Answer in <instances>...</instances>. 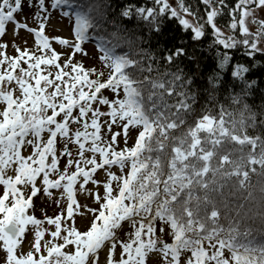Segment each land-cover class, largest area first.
I'll list each match as a JSON object with an SVG mask.
<instances>
[{
  "label": "snow or ice",
  "instance_id": "6c2138e0",
  "mask_svg": "<svg viewBox=\"0 0 264 264\" xmlns=\"http://www.w3.org/2000/svg\"><path fill=\"white\" fill-rule=\"evenodd\" d=\"M69 2L53 0L51 7L55 9ZM201 2L210 8L206 11L205 23L214 30V43L224 49L243 46L249 56L264 52L260 47V42L264 41V21L257 18L258 10L264 9V0H239L231 9L232 22L228 27L230 30L239 28L243 34L240 39L234 31L226 34L215 22L221 9L226 7L224 0ZM155 4L157 8L141 7L136 12L152 20L170 13L185 30L194 33V40L205 35L204 24L184 18L195 15L191 6H185L184 0H178V8H173L168 0H155ZM22 7V0H0V37L6 33V24L15 21L14 14ZM37 7L36 19L40 21L37 29L20 22H16V27L34 32L39 42L36 51L40 54L18 47L19 55L16 57L0 52V103L5 105L0 111V185L5 189L0 196V213L3 214L0 219V249L6 253L4 264H99V254L106 247L109 248L108 264H145L147 255L157 250L166 260L171 258L169 264H181V256L185 252L191 253L186 264H264V243L238 239H246L250 233L240 232L235 225L222 228L218 223L219 210L214 204L210 215L205 208L202 216V203L212 202L207 194L202 200L192 194L195 187L207 190L210 184L217 183L215 177L223 165L233 163L229 155H224L219 166L212 165L217 146L225 139L240 145L251 144L253 150L259 145V158L250 155L249 162L264 169V139L247 135L248 123L243 111L237 121L226 109L221 108L216 116L206 110V114L195 120L194 126L188 127L181 136L170 137L169 133L184 126L187 123L185 117L194 112L195 95L184 90L191 81L186 79L181 68L161 73L151 63L144 67L140 60L132 59L127 52L116 54L119 43H112L101 35L99 47L103 55L100 59L111 69L108 79L104 80L103 72L95 68L86 70L82 61L75 60L76 55L87 54L83 42L89 39V29L103 26L106 20L104 6L84 0L75 12L63 13L75 18L72 41L49 38L44 32L50 16L45 0H38ZM237 12L239 20L235 19ZM131 14V9L122 13L125 17ZM249 23L258 26L255 33L247 26ZM156 30L159 31L158 25ZM110 35L117 42L123 39L118 32ZM52 39H57L71 51L66 55L56 52L52 48ZM4 47L6 45L0 44V48ZM137 55L154 60L144 50ZM183 55L186 51L180 47L169 51L163 59L171 65ZM230 59L227 52L223 53L220 67L227 65ZM22 62H26L28 67H22ZM5 63L7 69L3 68ZM49 68L56 71L51 72ZM129 68L149 74L156 71L157 74L140 80L134 78ZM247 71V67L238 64L232 75L243 79ZM93 76L95 79L91 78ZM254 84L255 81H246L249 88ZM106 90L113 94L112 99L104 96ZM17 91L19 96L15 94ZM166 96L179 99L169 104ZM102 106L109 110L102 111ZM72 125L80 127L73 131ZM113 126L120 131L113 132ZM132 128L142 130L138 132L135 144L129 148L127 140ZM201 133L207 135L202 138ZM121 136L125 147L117 150ZM169 138L174 147L171 158L165 163L160 155L153 157L151 153L163 151L166 147L164 141ZM73 142L78 146L76 159L72 158L69 148ZM58 143L63 145L59 151ZM208 144H211V149L205 147ZM28 147H32L33 152L25 157L22 150ZM86 152L92 156H85ZM97 154L100 160L96 158ZM60 156L67 157L63 171L58 168ZM113 166L120 169L119 175L110 170ZM72 167L75 170L69 172ZM126 167L128 171L125 174ZM105 168L108 169V180L102 184L104 194L101 196L85 186L90 182L99 186L100 182L93 179V174ZM9 170L15 175H8ZM251 170L255 171L254 168ZM209 172L213 179L206 181L204 177ZM50 174L58 178L50 179ZM223 175L242 177L239 180L241 188L246 187L249 180V172L242 170L239 164L232 172ZM78 181L81 182L77 189ZM51 189H62V195L66 194L69 203L55 218L45 217L49 225L55 226V230L49 233L52 238L49 240L44 239L49 231L43 228L44 221L29 214L28 209L34 208L33 198L41 192L52 196ZM77 190L93 197L100 207L78 204L74 197ZM261 192L264 193V188ZM56 203L59 205L60 200ZM75 214L93 216L87 230L81 232L74 226ZM62 219L67 220L63 227ZM125 223L131 226L132 231L128 234V241H121L119 232ZM29 225L34 229V240L31 250L23 253L21 248ZM158 226L161 233L165 227L171 230L169 234L173 243L156 236ZM118 245L122 248V255L117 261L114 253ZM68 248L74 250L67 251ZM225 250L230 257L225 256Z\"/></svg>",
  "mask_w": 264,
  "mask_h": 264
},
{
  "label": "trees",
  "instance_id": "16d2710c",
  "mask_svg": "<svg viewBox=\"0 0 264 264\" xmlns=\"http://www.w3.org/2000/svg\"><path fill=\"white\" fill-rule=\"evenodd\" d=\"M22 2V10L14 14L15 21L17 16L25 11V8L28 11L39 10L37 7L38 0H22ZM83 2L84 0H70L69 4L61 5L54 9L51 7L53 0H45V7L48 9L49 13L58 9L62 12L71 14L75 12L79 4ZM88 2L101 3L104 6L106 20L103 22L102 27L89 29V39L83 43L89 42L100 50L99 36L103 35L106 40H111L112 43H119L120 46L115 49L116 54L127 52L131 55L132 59L140 60L144 67H147L148 64L151 63L152 67L154 69L158 68L161 73L165 71L175 72L177 67H179L183 70L186 79L191 81L184 90L195 95V103L193 104L194 112L185 117L187 123L184 126L169 133L170 137L181 136L182 133L187 131L188 127L194 126L195 120L202 114H206V110L210 111L213 116H216L219 110L223 108L233 113V118L237 121L240 120V113L243 111L246 122L248 123V127L245 129L247 135L252 138L259 136L264 139V52H257L253 56H249L246 54V50L243 46H238L235 49H224L222 45L214 43V30L205 23L206 11L210 10V8H207L201 0H184L185 6H191L195 14L191 18L193 20H199L200 23L204 24L205 35L199 40H194V33L191 30H185L179 23V20L177 18H172L170 13L158 17L157 20H152L151 18L145 19L143 15L136 12V9L141 7L157 8L158 6L155 4V0H88ZM174 2H176L175 5L178 8V0H174ZM224 3L226 7L221 9V14L217 16L215 22L218 26L228 30V26L232 22V16L230 15L231 9L239 3V0H224ZM217 7H219V5H217ZM125 9H131V16L125 17L122 15ZM238 16L237 12L235 18H238ZM70 18L74 19V21H72V33L74 35L75 18L74 16H70ZM10 23L12 22L6 24V30ZM157 25L159 26V31L156 30ZM112 32H118L123 39L119 42L112 40L110 35ZM234 34L238 39L242 38L243 35L237 30L234 31ZM125 41H131L132 43L129 45ZM38 44L39 42L35 44V47H26L22 50H32L39 55L40 53L36 51ZM180 47L185 49L186 55L179 57L171 65L167 64L163 57H165L169 51ZM141 50L150 53L152 57H154V60L149 61L142 55H137ZM55 51L57 52V50ZM225 52L228 53L231 59L227 65L221 68L220 63L223 53ZM18 55L19 52L17 54H6L8 57H16ZM76 61L81 60L76 59ZM103 64V68H97L95 66L85 65L83 62L86 70L95 68L103 72V79L107 80L111 69H109L104 62ZM238 64L248 68V71L244 73L243 79L232 75V72ZM21 66L27 68L28 64L22 62ZM3 68H8L7 63L3 65ZM49 71L55 72L56 69L49 68ZM128 71L133 73L134 78L140 80H143L149 75L154 77L157 74L156 71H153L151 74L148 72L141 73L137 68H129ZM91 78L95 79V76ZM167 79H171V77H167ZM246 81L249 83L255 81V84L249 88L246 86ZM12 87L15 88L16 85L13 84ZM144 87L147 88L148 86ZM15 94L17 96L20 95L19 91ZM121 95H123V93H121ZM144 95L145 97L147 96V91H145ZM104 96L109 99L113 98V94L107 90L104 91ZM165 99L169 104H174L179 98L166 96ZM245 105L247 106L246 108ZM4 107L5 105L0 103V111H3ZM108 110L107 106H102V111L106 112ZM173 111H175V109H173ZM102 119L107 120L108 117H102ZM253 121L255 126H253ZM71 127L74 131L80 126L72 125ZM140 130L142 129H131L130 135L136 132L137 134L130 144H127L129 148L135 144ZM112 131H120V128L113 126ZM200 135L203 138L207 134L201 133ZM108 138L110 139V137ZM118 141L117 150L123 149L125 147L124 137H119ZM164 142L166 147L163 151L160 153L153 152L151 155L153 157L160 155L166 163L172 156L174 143L171 138ZM70 144L76 145L74 142ZM62 147L63 145L58 143V151ZM153 147H155V144ZM205 147L211 149V144ZM29 148H31L33 152V148ZM260 151L261 148L259 145L253 150L251 144L240 145L225 139L221 145L217 146V154L213 158L212 165L213 167L219 166L222 163L221 158L224 155H229V159L233 163L223 165V168L215 177L217 183L210 184L209 189L205 190L200 187H195L192 193L194 197H200L201 200L205 194H207L209 200L212 202L207 205L202 203V216L205 215V208L207 214L210 215L214 204L216 209L219 210L218 223L222 228L228 229L230 226L235 225L239 228L240 232H249L250 235L246 239L244 237L238 238L244 242H246V240H252L255 243H264V193L261 192V188H264V169H262L259 164H250L249 162L250 155L254 154L256 158H259ZM87 153H89L87 157L92 156V153ZM62 157L64 156L59 157L58 168ZM96 158L100 160L98 154ZM238 164L241 165L242 170L249 172V180L244 188H241L239 185V180L242 177H237L235 175L227 177L223 175L225 172H232ZM253 168L255 171L251 170ZM112 169L116 170L117 175L120 174V169L117 166H113ZM125 169L128 168L126 167ZM165 171H167V167H165ZM95 174L96 173L93 174V178ZM56 178L58 177L56 176L55 179ZM204 179L206 181H211L213 179L212 173L209 172ZM80 182L81 181L77 182V186ZM221 184L223 185L222 188L219 187ZM249 193H251V196H249ZM194 203L195 201H193V204ZM32 209L33 208L28 209L29 214H32ZM2 218L3 214L0 213V219ZM129 228L130 230L124 237V240L121 241L129 240L128 234L132 231L131 226H129ZM165 230L166 232L171 231L167 227H165ZM165 230L161 233L158 226L156 236L158 238L159 236L162 237L166 233ZM171 243H173L172 236H170L169 239V244ZM159 246L161 245H158V247ZM183 263L186 264V262Z\"/></svg>",
  "mask_w": 264,
  "mask_h": 264
},
{
  "label": "rangeland",
  "instance_id": "374dc122",
  "mask_svg": "<svg viewBox=\"0 0 264 264\" xmlns=\"http://www.w3.org/2000/svg\"><path fill=\"white\" fill-rule=\"evenodd\" d=\"M168 3L173 8H177L175 5L176 2H174V0H168ZM38 11L39 10L37 11L29 10L28 11L25 8V11L23 13H20L17 16L16 21L8 24L6 33L2 37H0V44H4L6 45V47L0 48V52H3L5 55L6 54H17L18 53L17 47L19 49H24L26 47H35V44L38 42V40L36 39L34 32H30L24 28H17L16 22L26 23L29 28L37 29L40 24V21L36 19V14ZM63 13L64 12L58 9L51 12L49 18L46 21L44 32L49 38H64L70 41L74 39V35L72 33V21H74V19L70 18V16H64ZM41 15L43 16L44 14L42 13ZM238 15H239V12H238ZM184 18L193 20L191 17H188V16H185ZM257 18L259 20L264 21V9L258 10ZM235 19L239 20L240 15L238 16V18H235ZM247 26L250 28L251 32L255 33L257 31L258 26L256 24L249 23ZM221 29L226 34H229L230 32L235 31V30L229 31L230 29L227 30L223 27H221ZM237 31L241 32L239 28L237 29ZM52 47L55 50H57L58 53H63L65 55L71 51L70 48L58 43L57 39H52ZM260 47L264 48V41L260 42ZM83 48L87 54L86 55H76L75 60L80 59L81 61L85 63V65L95 66L97 68H103L102 66H104V64L100 59L103 53L97 47H95L93 44L89 42L83 43ZM136 134L137 132L129 136L128 138L129 140H127V144H130V142L134 139ZM69 148L72 151V158L76 159L77 149H78L77 146L74 144H69ZM31 153H32V149L29 147L26 150H22V155H24L25 157H27ZM87 155H89V153L86 152L85 156ZM66 164H67V157H62L60 160L59 170L63 171ZM74 170H75L74 167L69 168V172L74 171ZM111 171L113 173H116L115 169H112ZM127 171L128 169H125V174L127 173ZM107 172H108L107 168L103 170L98 169L93 179L96 181H99L100 185L98 186L90 182L85 187L87 189H91L93 193L98 192L99 195L103 196L104 188L102 184L106 182V180H108ZM8 175H15V173L9 170ZM55 177L56 175H50V179H55ZM77 189H78V186H77ZM50 191L52 192V196H48L47 194L41 192L36 197H34V208L32 209V214H31V215H35L36 218L44 221L43 228L49 230L48 232L45 233L44 239H49V240L52 239L49 233L50 231L55 230V226L49 225L45 217L55 218L56 215L61 214V210L65 209L67 204L69 203V201L67 200L66 194L62 195V189H51ZM3 192H4V187L0 185V196L3 195ZM74 197L77 199L78 204L80 205H88L92 208L100 207L99 203L94 202L93 197L88 196L87 194H82L78 190L74 192ZM56 200H60L59 205H57ZM92 221H93V216L91 214L87 216L75 214L73 224L75 227H77L79 231L83 232L88 229ZM66 222H67L66 219H62V227L64 226ZM129 226L130 225L128 223H125L123 225L122 230L119 232L120 240H124V237L127 235V232L130 230ZM28 227H29V231L26 234V239L23 241L22 248H21V251L23 253H27L28 251L31 250L30 246L34 240V234H33L34 229L32 228L31 225H29ZM159 239L163 241H168L170 239L169 232H166L165 235H163L162 237L159 236ZM159 247H162V245ZM205 247L207 248L206 244H205ZM73 250H74L73 248L67 249V251H73ZM224 254L226 257H230L229 256L230 254L227 250H225ZM121 255H122V248L121 246L118 245L117 248L115 249L114 259L118 261L119 259H121ZM5 256H6L5 251L0 249V264H4V261L6 259ZM108 256H109V248L106 247L99 254V264H108ZM189 256H190V252L183 253L181 256V264H184L183 262H186ZM170 259L171 258L169 257L166 260L161 251H158V250L153 251V252L151 251L146 257L145 264H169Z\"/></svg>",
  "mask_w": 264,
  "mask_h": 264
}]
</instances>
